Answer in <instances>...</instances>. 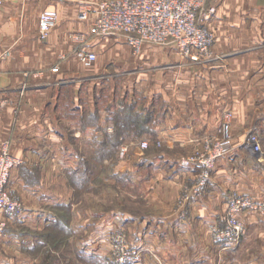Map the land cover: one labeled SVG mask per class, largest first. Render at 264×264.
Instances as JSON below:
<instances>
[{"label": "crops", "instance_id": "1", "mask_svg": "<svg viewBox=\"0 0 264 264\" xmlns=\"http://www.w3.org/2000/svg\"><path fill=\"white\" fill-rule=\"evenodd\" d=\"M84 1L3 0L0 7V143L9 141L19 160L8 184L20 205L5 217L0 264H10L1 254L31 248L47 229L61 230L57 208L71 203L78 218L80 185L65 172L78 178L86 170V189L93 186L89 160L111 134L127 151L103 161L114 165L125 198L124 211L100 217L104 241L125 231L141 251L138 264H264V210L236 214L246 229L240 244L220 247L212 239L231 197L264 205V0H207L214 59L200 64L169 46H144L135 55L122 36L91 34V21L78 18ZM48 8L58 22L40 40L38 17ZM80 46L96 55L91 66L76 58ZM223 122L232 149L196 190L197 170L180 165V157L201 148ZM252 129L257 154L245 146ZM183 195L189 198L179 203Z\"/></svg>", "mask_w": 264, "mask_h": 264}, {"label": "built area", "instance_id": "2", "mask_svg": "<svg viewBox=\"0 0 264 264\" xmlns=\"http://www.w3.org/2000/svg\"><path fill=\"white\" fill-rule=\"evenodd\" d=\"M207 0H85L80 8L78 18L91 21L90 32L93 35L122 36L137 55L144 46H169L178 55L193 63H205L214 59L212 50L215 36L206 24V20L214 13L212 7H206ZM3 0H0V7ZM58 22L55 9H44L38 17V37L46 40ZM82 41L81 36L74 38ZM76 58L84 66H91L96 55L86 51L83 46L75 50ZM57 66L52 70L56 71ZM159 146L160 142H155ZM232 135L228 122H223L217 134L205 138L203 146L196 149L192 155L179 160L180 165L195 167V189L203 188L210 179L211 171L216 163L225 157L232 149ZM245 146L253 153L260 152V141L256 129L248 133ZM140 147L147 149L149 143L141 141ZM120 153L127 151V146H121ZM19 160L12 154L10 142L0 143V232L6 228V216L16 214L20 205L12 197L9 179L12 170ZM183 195L179 203L188 199ZM247 210L263 211L264 205L259 204L247 195H236L227 201L226 210L222 216L223 224L214 227L212 239L222 247L240 244L246 229L236 217L237 213ZM108 238L112 244V253L121 264L137 263L140 251L132 249L127 236L122 231L110 232Z\"/></svg>", "mask_w": 264, "mask_h": 264}, {"label": "rangeland", "instance_id": "3", "mask_svg": "<svg viewBox=\"0 0 264 264\" xmlns=\"http://www.w3.org/2000/svg\"><path fill=\"white\" fill-rule=\"evenodd\" d=\"M158 47L154 46L152 48ZM174 52L177 54L175 50ZM121 146L126 145L122 143ZM121 146L119 145V148ZM192 153H185L181 155L180 159L192 155ZM109 158L110 162L117 161L120 158V151L119 153L114 152ZM90 166L92 168H89L88 175L91 177L93 186L89 189H86L84 184L86 170L83 171V177L81 175L78 178H75L69 170L65 172L69 179L80 185L77 194L74 195L75 200L80 201L76 207L78 218L72 217L74 211L68 207L71 203H68V206L57 208L56 211H59L63 218L64 227L61 230L55 227L47 229L45 233L41 234L44 237L43 239L40 237V243L32 244L33 246L28 249L22 248L19 253H15L13 249H10V252L4 253V256L1 254L2 257H10V264H121L111 251L110 239L107 238V241H104L103 234H99V228L103 221L100 218L101 216L108 214L112 217L113 214L119 213L122 209L124 211V202L122 201L125 198L124 191L118 184V175L113 173L114 165H104V161H102ZM87 191H89V194H86ZM129 204L134 207V204L129 202L126 207ZM131 211L135 214L134 209H131ZM86 220L92 224L89 228L79 226L76 232L73 231V223L76 222L78 225H82ZM115 231L124 232L131 248L137 250L130 242V237L125 231ZM43 241H45L44 247L39 245L43 244ZM139 257V261L142 263L141 251ZM139 261L124 264H138Z\"/></svg>", "mask_w": 264, "mask_h": 264}, {"label": "trees", "instance_id": "4", "mask_svg": "<svg viewBox=\"0 0 264 264\" xmlns=\"http://www.w3.org/2000/svg\"><path fill=\"white\" fill-rule=\"evenodd\" d=\"M120 141L117 135H109L108 138H103L96 143L94 153L92 158L89 160L88 165H95V163H100L105 157L112 156L114 148L119 147ZM149 150V149H148Z\"/></svg>", "mask_w": 264, "mask_h": 264}]
</instances>
